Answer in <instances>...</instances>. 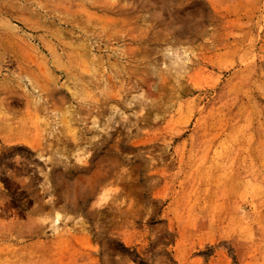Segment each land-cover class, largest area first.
Here are the masks:
<instances>
[{
	"label": "rangeland",
	"instance_id": "rangeland-1",
	"mask_svg": "<svg viewBox=\"0 0 264 264\" xmlns=\"http://www.w3.org/2000/svg\"><path fill=\"white\" fill-rule=\"evenodd\" d=\"M0 264H264V0H0Z\"/></svg>",
	"mask_w": 264,
	"mask_h": 264
}]
</instances>
